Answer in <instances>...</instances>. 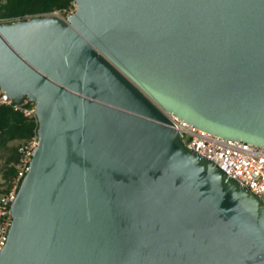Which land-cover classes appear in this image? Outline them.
<instances>
[{
	"label": "water",
	"instance_id": "obj_1",
	"mask_svg": "<svg viewBox=\"0 0 264 264\" xmlns=\"http://www.w3.org/2000/svg\"><path fill=\"white\" fill-rule=\"evenodd\" d=\"M0 87L39 122L0 264H264V200L167 116L264 147V0L0 23Z\"/></svg>",
	"mask_w": 264,
	"mask_h": 264
},
{
	"label": "built area",
	"instance_id": "obj_2",
	"mask_svg": "<svg viewBox=\"0 0 264 264\" xmlns=\"http://www.w3.org/2000/svg\"><path fill=\"white\" fill-rule=\"evenodd\" d=\"M75 12L74 9L55 11L43 15H27L12 20L0 19V23H16L38 17L54 16L68 20ZM0 106L11 107L16 112L23 113L26 117L37 118L36 106L33 101L25 97L22 103L15 101L0 87ZM171 126L178 130L184 138L186 145L198 152L201 156L212 160L228 177L237 179L241 185L264 200V147L235 141L213 135L195 125L181 119L173 113H167ZM39 144L37 135L30 142L20 147V163L18 166L17 185L13 190L0 198V250L8 241L9 231L13 222L10 208L15 201L18 185L30 170L33 153Z\"/></svg>",
	"mask_w": 264,
	"mask_h": 264
},
{
	"label": "trees",
	"instance_id": "obj_3",
	"mask_svg": "<svg viewBox=\"0 0 264 264\" xmlns=\"http://www.w3.org/2000/svg\"><path fill=\"white\" fill-rule=\"evenodd\" d=\"M75 8V0H0V19L12 20L27 15H43ZM39 122L0 106V153L4 168L0 171V198L17 185L20 147L38 135ZM21 182L18 185L20 188Z\"/></svg>",
	"mask_w": 264,
	"mask_h": 264
},
{
	"label": "rangeland",
	"instance_id": "obj_4",
	"mask_svg": "<svg viewBox=\"0 0 264 264\" xmlns=\"http://www.w3.org/2000/svg\"><path fill=\"white\" fill-rule=\"evenodd\" d=\"M3 153H0V171H2L3 170V168H4V164H3Z\"/></svg>",
	"mask_w": 264,
	"mask_h": 264
}]
</instances>
